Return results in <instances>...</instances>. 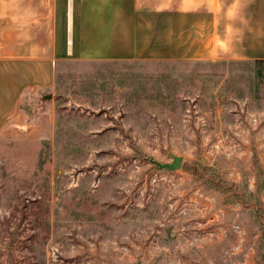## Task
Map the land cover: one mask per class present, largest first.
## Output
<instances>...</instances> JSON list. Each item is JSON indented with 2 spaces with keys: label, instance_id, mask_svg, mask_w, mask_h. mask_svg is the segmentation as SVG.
<instances>
[{
  "label": "rangeland",
  "instance_id": "1",
  "mask_svg": "<svg viewBox=\"0 0 264 264\" xmlns=\"http://www.w3.org/2000/svg\"><path fill=\"white\" fill-rule=\"evenodd\" d=\"M136 6L141 59L0 71V264H264V59L216 0Z\"/></svg>",
  "mask_w": 264,
  "mask_h": 264
},
{
  "label": "crops",
  "instance_id": "2",
  "mask_svg": "<svg viewBox=\"0 0 264 264\" xmlns=\"http://www.w3.org/2000/svg\"><path fill=\"white\" fill-rule=\"evenodd\" d=\"M216 1L222 24L220 54L243 60L264 59V0ZM137 17L136 0H6L0 5V71L27 64L45 69L63 61L141 59L147 49L137 35ZM46 76L34 75V80L51 83V73ZM18 83L19 89L20 79ZM17 93L16 108L20 91ZM4 115L9 121L14 111L0 112V122ZM51 131L48 126V135ZM4 134L19 137L20 128L0 129V135Z\"/></svg>",
  "mask_w": 264,
  "mask_h": 264
},
{
  "label": "water",
  "instance_id": "3",
  "mask_svg": "<svg viewBox=\"0 0 264 264\" xmlns=\"http://www.w3.org/2000/svg\"><path fill=\"white\" fill-rule=\"evenodd\" d=\"M202 163H204V160L201 158L200 159ZM182 163V157L180 156H171V162L170 163H165V164H158V168H164L169 171H173L176 169H179ZM263 200H264V194H263Z\"/></svg>",
  "mask_w": 264,
  "mask_h": 264
},
{
  "label": "clouds",
  "instance_id": "4",
  "mask_svg": "<svg viewBox=\"0 0 264 264\" xmlns=\"http://www.w3.org/2000/svg\"><path fill=\"white\" fill-rule=\"evenodd\" d=\"M238 0H233V3H237ZM6 4V0H0V5H5Z\"/></svg>",
  "mask_w": 264,
  "mask_h": 264
}]
</instances>
